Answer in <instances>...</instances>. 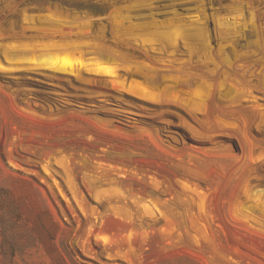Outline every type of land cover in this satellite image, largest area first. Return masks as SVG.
Masks as SVG:
<instances>
[{
	"label": "rangeland",
	"instance_id": "374dc122",
	"mask_svg": "<svg viewBox=\"0 0 264 264\" xmlns=\"http://www.w3.org/2000/svg\"><path fill=\"white\" fill-rule=\"evenodd\" d=\"M0 264H264V0H0Z\"/></svg>",
	"mask_w": 264,
	"mask_h": 264
}]
</instances>
